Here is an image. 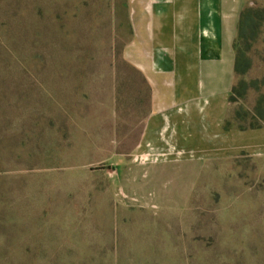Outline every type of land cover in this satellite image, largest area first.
I'll return each mask as SVG.
<instances>
[{
	"label": "rangeland",
	"instance_id": "rangeland-1",
	"mask_svg": "<svg viewBox=\"0 0 264 264\" xmlns=\"http://www.w3.org/2000/svg\"><path fill=\"white\" fill-rule=\"evenodd\" d=\"M132 6L0 0V264H264L263 156L142 143ZM247 8L230 136L264 125Z\"/></svg>",
	"mask_w": 264,
	"mask_h": 264
},
{
	"label": "crops",
	"instance_id": "crops-1",
	"mask_svg": "<svg viewBox=\"0 0 264 264\" xmlns=\"http://www.w3.org/2000/svg\"><path fill=\"white\" fill-rule=\"evenodd\" d=\"M242 1L132 0L133 58L151 103L143 144L264 157V125L224 128Z\"/></svg>",
	"mask_w": 264,
	"mask_h": 264
},
{
	"label": "trees",
	"instance_id": "trees-1",
	"mask_svg": "<svg viewBox=\"0 0 264 264\" xmlns=\"http://www.w3.org/2000/svg\"><path fill=\"white\" fill-rule=\"evenodd\" d=\"M263 14L261 13V11H257L253 8H247L245 10H243L241 12L240 15V21H239V31H238V36L237 39L235 41V51H236V66H235V70H236V75L239 73L240 70V56H241V51H240V42L242 41V38L244 36V30L246 27L247 23H250L251 19L254 18H262ZM235 86L233 88V93L235 92ZM234 99V94L231 97V101H233ZM251 127H256L254 125H250Z\"/></svg>",
	"mask_w": 264,
	"mask_h": 264
}]
</instances>
